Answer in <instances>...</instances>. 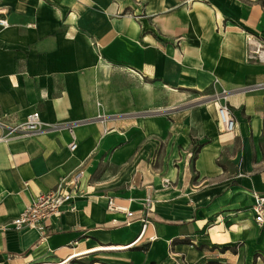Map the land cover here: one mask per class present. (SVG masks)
Segmentation results:
<instances>
[{"label":"crops","instance_id":"0c3cea01","mask_svg":"<svg viewBox=\"0 0 264 264\" xmlns=\"http://www.w3.org/2000/svg\"><path fill=\"white\" fill-rule=\"evenodd\" d=\"M0 18V264H264V0H0ZM34 112L39 133L8 134ZM75 171V211L12 229Z\"/></svg>","mask_w":264,"mask_h":264},{"label":"built area","instance_id":"2783aa9c","mask_svg":"<svg viewBox=\"0 0 264 264\" xmlns=\"http://www.w3.org/2000/svg\"><path fill=\"white\" fill-rule=\"evenodd\" d=\"M0 27L6 28L7 22L0 18ZM250 47L249 55L256 61L264 63V43L248 39ZM218 124L226 133H232L235 129V121L232 113L226 106H220L217 109ZM41 122L39 114L34 112L27 116L26 121L9 129L8 134L35 135L41 131ZM72 142L69 144V151H74L76 145L74 143L72 132H70ZM6 137L0 138V141ZM7 139V138H6ZM82 172L75 171L66 178L60 180L56 188L45 194L36 196L31 203L17 216L12 222V229L21 231L25 228L41 231L45 229L52 218L58 217L61 214V209L66 208L70 212L75 211L74 201L77 197L82 196L80 190V182ZM26 185V184H25ZM107 210L110 212L125 213L127 219L134 217L132 212L125 208L116 207L113 200L107 202ZM252 212L255 214V222L259 225H264V196H256L255 204L252 207ZM151 214V200L146 199L141 210L142 231L145 230ZM132 245V244H131ZM127 246V247H131Z\"/></svg>","mask_w":264,"mask_h":264}]
</instances>
